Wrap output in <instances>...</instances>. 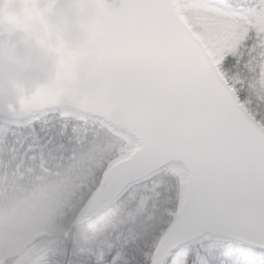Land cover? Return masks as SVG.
<instances>
[{"label": "snow or ice", "instance_id": "6c2138e0", "mask_svg": "<svg viewBox=\"0 0 264 264\" xmlns=\"http://www.w3.org/2000/svg\"><path fill=\"white\" fill-rule=\"evenodd\" d=\"M97 8L92 90L68 110L46 86L0 117V192L58 233L39 264H264V0Z\"/></svg>", "mask_w": 264, "mask_h": 264}, {"label": "clouds", "instance_id": "9594fccd", "mask_svg": "<svg viewBox=\"0 0 264 264\" xmlns=\"http://www.w3.org/2000/svg\"><path fill=\"white\" fill-rule=\"evenodd\" d=\"M22 22L4 17L0 31V117L10 115L22 99L41 88L59 85V104L71 110L94 87L91 73L99 54L90 28L97 0H57L39 5L25 18L23 8L12 7ZM71 62L65 74L64 62Z\"/></svg>", "mask_w": 264, "mask_h": 264}, {"label": "trees", "instance_id": "16d2710c", "mask_svg": "<svg viewBox=\"0 0 264 264\" xmlns=\"http://www.w3.org/2000/svg\"><path fill=\"white\" fill-rule=\"evenodd\" d=\"M5 182V177L0 173V184ZM27 192L8 190L0 192V248L7 246L11 249L13 237L29 241L34 238L21 252L12 255L1 254L5 257L3 264H39L38 258L43 245L51 240L55 234L45 219L43 209L35 202L27 199ZM57 227H67L68 221L64 218L55 219ZM21 241H19L20 245ZM18 245V244H17ZM14 249L10 252L16 250Z\"/></svg>", "mask_w": 264, "mask_h": 264}, {"label": "water", "instance_id": "95a60500", "mask_svg": "<svg viewBox=\"0 0 264 264\" xmlns=\"http://www.w3.org/2000/svg\"><path fill=\"white\" fill-rule=\"evenodd\" d=\"M34 2L39 6L42 4H55L57 0H34ZM105 3L113 6H118L120 0H104ZM21 3V0H0V8H3L5 5H11L12 7H18ZM4 17L0 15V31L3 30Z\"/></svg>", "mask_w": 264, "mask_h": 264}, {"label": "rangeland", "instance_id": "374dc122", "mask_svg": "<svg viewBox=\"0 0 264 264\" xmlns=\"http://www.w3.org/2000/svg\"><path fill=\"white\" fill-rule=\"evenodd\" d=\"M20 237H16V238L13 237V240H12V243H11V249H8L7 246H5V247L1 246V248H0L1 254H5V255L9 256V255H12V254H14L16 252H21V250L23 248H25L29 243H31L33 241V239H34V238H31L29 241H25V240L19 239ZM19 241H21L20 245H19ZM15 245H16L17 249L14 250L13 252H10L12 249H14ZM5 258H6V256L0 258V264H3Z\"/></svg>", "mask_w": 264, "mask_h": 264}]
</instances>
